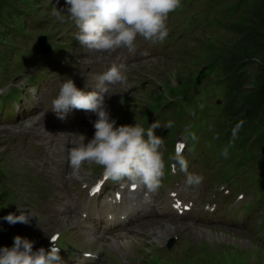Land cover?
Returning <instances> with one entry per match:
<instances>
[{"label": "rangeland", "instance_id": "374dc122", "mask_svg": "<svg viewBox=\"0 0 264 264\" xmlns=\"http://www.w3.org/2000/svg\"><path fill=\"white\" fill-rule=\"evenodd\" d=\"M6 1L11 3L13 0ZM20 1L29 3L33 8H38L41 3L50 5L43 15L46 26L49 27L41 33L49 35L53 40H58V35L73 25L71 21L61 23L51 14L54 8L61 9V6L66 11V0ZM254 1L241 14L231 13L230 19L235 21L237 30L226 32L203 29L197 38L189 37L181 40L177 46H172L168 58L156 59L157 56L152 54L140 60L139 47L135 56L137 62L131 69H137L141 74L139 77L141 80L134 82L131 78L127 81L122 87L126 91L125 95L120 98H127L125 101L142 102L143 107L149 106L155 111L153 115L160 114L163 120L171 119L174 128L169 135L172 137H175L176 130L182 125L181 132L189 141L185 156L196 165L197 170L214 179L212 186L226 184L232 191H241L244 194L241 199L229 198L225 203L220 213L224 224L229 226L237 223L250 232L238 229L237 226L226 227L219 221V215H206L203 211L178 215L169 203L171 197L168 193L159 195L160 198L156 199L154 204L152 196L151 202H139L136 210H128L131 221L114 236L121 239L118 243L130 245L127 249L122 244L115 246L111 258L116 254L124 260H127V256L131 258V261L122 260L117 264H264V162L259 159L255 150L249 149L248 143H244L243 133L237 135L235 140L232 138V129L237 124L233 122V110L239 104V98L233 89L235 75L225 59L228 55L227 48L241 34L238 24L244 23L240 21ZM184 2L189 3L187 0H181L182 6L172 14L182 10L185 7ZM17 5L20 6L19 3ZM186 14L187 12H183L181 16L184 17ZM178 24L180 26L177 28L173 43H177L182 34H189L194 28V24L190 22L179 21ZM228 61L232 60L229 58ZM233 66L231 64V67ZM25 68L24 64L20 71L24 72ZM58 83V80L47 82L41 89L40 98L33 100L29 110L32 111L43 101L48 103L55 95ZM211 95L214 99L217 98L216 102L223 99L224 104L215 105L210 101ZM116 98L109 106V113L111 118L117 121V127L123 123L139 122L141 125L148 123L151 115L146 109L142 116H134L130 111L132 105L126 103L120 108L119 96ZM120 109L122 110L119 111ZM134 111L140 113L138 107H135ZM250 119L254 122L251 125L254 127L253 134H259V129L263 126L255 118ZM1 120L2 118L0 122ZM36 124L42 129L47 125L54 129L65 127L74 132L81 131L80 124L60 123L51 114L46 113L45 109L27 117L19 115L16 123L8 121L0 123V153L2 152L3 158L9 162L0 161V248L13 246L17 235L33 240L37 232L30 222L10 224L5 219L9 213L20 214L21 200L15 190L13 173L22 175L25 182L29 179L15 153L28 144L29 137L33 136L36 143L47 147L50 155L60 161L68 173L67 176L73 171L67 166L63 158L65 151L60 146L61 143H67L70 147L73 140H69L66 133H57L58 145L57 142L48 144V140L39 136ZM243 131L246 133L247 129L244 127ZM226 147L228 154L224 156L222 152ZM173 155L168 149L165 157L172 159ZM164 162L162 187L167 190L173 183L174 175L165 159ZM92 169L91 164H86L81 171L84 176L91 178ZM19 189L21 196L27 198L22 208L28 209L29 215L34 214L31 217L40 222L44 216L38 210L40 201L24 196L25 190ZM175 189L186 200L196 198L198 200L197 193L192 188L178 185ZM209 191L210 189L202 188L199 195L203 192L209 194ZM236 196L237 193L234 194V197ZM208 198L214 199V195L205 197L206 200ZM212 201H208L207 205ZM90 204L87 194L77 202L73 195H67V201L62 203L67 217L77 216L81 205L87 208ZM64 228L65 225L56 219L42 229L45 233H51L62 231ZM170 236H176L178 239L172 250H166L162 246ZM110 244L111 239L107 240L106 249ZM147 246H151V249L147 250ZM98 264L112 263L108 257L102 256Z\"/></svg>", "mask_w": 264, "mask_h": 264}, {"label": "clouds", "instance_id": "9594fccd", "mask_svg": "<svg viewBox=\"0 0 264 264\" xmlns=\"http://www.w3.org/2000/svg\"><path fill=\"white\" fill-rule=\"evenodd\" d=\"M67 10L54 8L52 15L57 21H71L78 29L76 39L82 48L111 53L117 49L134 50L137 38L152 43L163 42L168 36L169 14L182 6L181 0H66ZM66 14V15H65ZM93 91L77 87L72 78L64 81L58 94L52 99L51 108L60 119L72 109L96 114L93 138L85 143L73 140L68 150L69 162L78 169L83 162L97 164L106 176L114 181L127 180L145 188L146 198L161 186L165 162L163 138L155 129L161 125L152 123L145 128L139 122L121 124L111 118L106 105L109 85L127 82L125 66L113 64L96 77ZM245 121L240 120L232 129L235 140ZM165 128H171L169 121ZM222 154L227 156V147ZM172 170L186 175L189 186L199 185L203 178L188 172V163L182 155L174 158ZM31 215H34L31 213ZM29 213L20 208V214L9 213L5 219L10 224L28 223ZM56 237L50 236L51 248L34 249V241L17 235L11 247L0 248V264H64Z\"/></svg>", "mask_w": 264, "mask_h": 264}, {"label": "trees", "instance_id": "16d2710c", "mask_svg": "<svg viewBox=\"0 0 264 264\" xmlns=\"http://www.w3.org/2000/svg\"><path fill=\"white\" fill-rule=\"evenodd\" d=\"M18 3L29 5L19 0L11 3L0 0V22L4 12L22 15ZM242 21L244 23L239 26L241 34L232 41L225 56L234 65L233 89L239 98V104L233 110V122L244 120L243 126L251 125L253 120L250 118H255L264 127V0H255Z\"/></svg>", "mask_w": 264, "mask_h": 264}, {"label": "bare ground", "instance_id": "6f19581e", "mask_svg": "<svg viewBox=\"0 0 264 264\" xmlns=\"http://www.w3.org/2000/svg\"><path fill=\"white\" fill-rule=\"evenodd\" d=\"M109 106H111V103H109V104L107 105V109H108V111H109ZM27 155H28L30 158H37L38 160H40V161H41V164H42L43 167H45V168H48L49 165H50L49 160L46 159V152H43V153H41V154H34V153H30V152H28ZM63 174H64V172H63L62 169H60V168L57 169V171H56V175H57V177H62ZM48 202H50V199H48ZM51 209H52V207H49V210H50V211H51ZM123 214H124V217H123V218L121 217V224H124V223L127 221V218H126L125 213H123ZM149 219H150V218H149ZM192 225H193V224H192ZM133 243H134V242H133Z\"/></svg>", "mask_w": 264, "mask_h": 264}, {"label": "snow or ice", "instance_id": "6c2138e0", "mask_svg": "<svg viewBox=\"0 0 264 264\" xmlns=\"http://www.w3.org/2000/svg\"><path fill=\"white\" fill-rule=\"evenodd\" d=\"M96 190H98V189H96Z\"/></svg>", "mask_w": 264, "mask_h": 264}]
</instances>
